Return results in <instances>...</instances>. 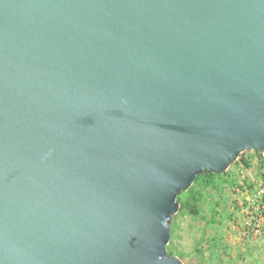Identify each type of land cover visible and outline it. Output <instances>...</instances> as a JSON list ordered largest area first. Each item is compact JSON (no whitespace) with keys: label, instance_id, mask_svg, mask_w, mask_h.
<instances>
[{"label":"water","instance_id":"1","mask_svg":"<svg viewBox=\"0 0 264 264\" xmlns=\"http://www.w3.org/2000/svg\"><path fill=\"white\" fill-rule=\"evenodd\" d=\"M264 152V0H0V264H183L177 196Z\"/></svg>","mask_w":264,"mask_h":264},{"label":"rangeland","instance_id":"2","mask_svg":"<svg viewBox=\"0 0 264 264\" xmlns=\"http://www.w3.org/2000/svg\"><path fill=\"white\" fill-rule=\"evenodd\" d=\"M250 152L244 151L248 167L232 163L227 168L230 175L219 177L213 185L205 176L199 178L198 215H175L166 251L183 264H264V210L250 201L264 181V158ZM187 195L184 191L180 199ZM212 210L215 220L209 221Z\"/></svg>","mask_w":264,"mask_h":264},{"label":"trees","instance_id":"3","mask_svg":"<svg viewBox=\"0 0 264 264\" xmlns=\"http://www.w3.org/2000/svg\"><path fill=\"white\" fill-rule=\"evenodd\" d=\"M253 150H255L257 152V150L255 148ZM237 161L241 162L243 164V166H245V167L249 166L248 160L244 157V152L240 153V155L234 161V163H236ZM225 175H227V170H225L223 173H219V174L203 171L200 174L196 175L192 184L188 187L187 190H185V191H187L188 195L184 200L180 199V196L184 191H181L178 194L176 199H177L179 206H178V210L176 211V213H174L172 215V221L170 223V235L173 232L174 219H175V215L178 212H185V213L190 214L191 216H196L199 214V209L197 207V203L199 202L200 199H202L201 185L197 183L199 178L201 176H205L206 179L209 180V185H211V184L213 185L215 183L216 179H218L219 177H223ZM262 176L264 177V172L262 173ZM262 202L264 203V198H262ZM214 220H215V210H212V212L210 214L209 221H214ZM166 247H167V245H166ZM167 253L171 254L170 251H167Z\"/></svg>","mask_w":264,"mask_h":264},{"label":"built area","instance_id":"4","mask_svg":"<svg viewBox=\"0 0 264 264\" xmlns=\"http://www.w3.org/2000/svg\"><path fill=\"white\" fill-rule=\"evenodd\" d=\"M257 154H260L262 158H264V152H258ZM262 198H264V181L258 184L250 201L252 203H259L260 205L258 204V206H260L261 210H264V203L262 202Z\"/></svg>","mask_w":264,"mask_h":264},{"label":"crops","instance_id":"5","mask_svg":"<svg viewBox=\"0 0 264 264\" xmlns=\"http://www.w3.org/2000/svg\"><path fill=\"white\" fill-rule=\"evenodd\" d=\"M252 151V150H251ZM253 152H255V154H256V156H261L260 154H257L258 152H256V151H254L253 150ZM253 152H250V153H253ZM240 163V165L242 164L241 162H239ZM250 164V163H249ZM228 175H230L229 173H228ZM262 178H264L263 176H262ZM260 217V216H259ZM260 220H261V222H263L262 221V217H260Z\"/></svg>","mask_w":264,"mask_h":264}]
</instances>
